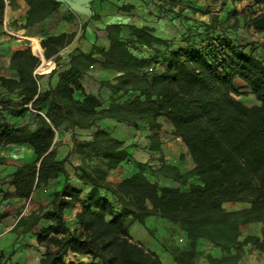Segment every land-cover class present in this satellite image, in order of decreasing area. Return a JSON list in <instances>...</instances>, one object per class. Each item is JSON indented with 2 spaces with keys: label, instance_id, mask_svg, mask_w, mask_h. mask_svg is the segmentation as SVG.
<instances>
[{
  "label": "trees",
  "instance_id": "trees-1",
  "mask_svg": "<svg viewBox=\"0 0 264 264\" xmlns=\"http://www.w3.org/2000/svg\"><path fill=\"white\" fill-rule=\"evenodd\" d=\"M158 1L169 10L177 3ZM254 2L264 6V0ZM5 7L6 0H0V25ZM251 25L264 31V10L253 15ZM188 28L180 39L158 36L150 26L134 27L125 37L120 23H109L105 27L109 49L94 47L103 59L93 52L72 54L69 67L58 72L57 84L45 90L34 74L40 56L30 47L12 53L10 67L19 76H0V84L18 97L0 102V147L28 143L36 158L16 168L10 179L15 189L4 191V198H28L42 181L62 174L68 178L66 159L58 157L55 141L56 129L64 122L81 128L102 118L145 122L154 130L149 148L161 152L159 118L165 116L194 163L182 170L160 156V165L139 164L137 171L112 182L109 171L129 156L125 140L103 128L90 140L74 139L75 150L83 154L76 173L90 188L82 198L81 189L66 181L53 192L50 207L28 224L31 227L41 218L49 221L37 232L38 242L45 247L40 264H165L156 250L135 239L128 228V220L135 219L151 232L145 221L150 215L165 218L186 233V247L163 243L178 264H194L201 237L224 252L221 257L207 254L210 264H236L247 245L264 250V57L247 51L210 21ZM74 36L73 32L45 36L41 40L44 56L52 57ZM145 47L148 53H143ZM93 63L118 71L113 80L102 81L112 93L135 94L122 101L112 96L105 104L86 92L80 78ZM155 63L161 69L150 74L147 68ZM236 77L249 85L259 103L247 105L233 97L242 93L234 83ZM76 90L83 92V98L75 96ZM32 109L37 111L35 127L11 124L2 117L9 110L23 117ZM90 151L103 157L104 166L88 160ZM149 173L176 184H162ZM228 201L249 205L228 209L224 206ZM73 203L81 204L76 213L80 229H70L66 223L65 208ZM255 221L263 223L262 237L248 234L241 240L242 225ZM69 252L92 260L70 259Z\"/></svg>",
  "mask_w": 264,
  "mask_h": 264
},
{
  "label": "crops",
  "instance_id": "crops-1",
  "mask_svg": "<svg viewBox=\"0 0 264 264\" xmlns=\"http://www.w3.org/2000/svg\"><path fill=\"white\" fill-rule=\"evenodd\" d=\"M120 1H123L121 3ZM118 0L116 1V5L112 4V2L108 0L102 1H94V7L96 14L99 15L98 19L95 18L93 23L85 28L81 33H78L74 36V39L61 48L56 54H54L50 58H46L45 56L42 58V63L38 68V76H39V86L41 90L48 89L50 87H54L58 82V72L60 70L66 69L70 65V58L72 54H77L80 51H84L86 53L93 52V55L99 59H103V56L95 50V46H99L104 48L105 50L109 49L110 41L108 38L107 31L105 27L109 23H120L122 27V35L129 36L134 27H143L150 26L153 28V33L166 37L173 38L175 35H167L164 33L163 24L165 19H169V22L173 23L176 26V29L179 30L182 16L179 13L173 12L168 7H160V3L158 0ZM182 3H176L175 5H180L181 8L185 9V12L191 8L189 14L194 15L197 13L198 5H196L197 0H180ZM187 1V2H186ZM193 1V2H192ZM26 0H15L13 1L14 7L19 8L17 16H21L23 12L21 7H25ZM183 2H185V5ZM7 5V4H6ZM171 6V8L175 9L176 6ZM185 7V8H184ZM195 7V8H193ZM199 8V7H198ZM65 13H61L63 17ZM191 20V19H190ZM193 27L194 25H200L204 22L191 20ZM198 23V24H197ZM69 23L62 18L59 25L55 29H51L48 33L49 35L60 34L62 32H70ZM72 27V25H70ZM20 31L27 35L30 31L29 28L20 29ZM40 39L45 37L44 33L39 34ZM32 46H35L38 51H41V44L37 38H32ZM39 46L35 45L38 44ZM13 48L12 52L8 57L4 59V62H0V76L18 78V72L10 67V60L12 53L17 49L26 48L23 43L16 42L12 43ZM0 59L2 57L0 56ZM118 74V71L102 66L99 63H93L90 68L82 74L81 82L84 86V89L88 93H93L98 96L105 104L109 103L112 96L118 98V101H122L128 97L134 95V92H129L126 94H114L110 90L109 87L102 84L103 80L111 79ZM234 83L238 88L242 83L247 84L239 77L234 79ZM249 88V85H246ZM246 89V90H249ZM0 91L8 93L6 88L1 86ZM17 95V93H15ZM11 96V95H10ZM75 96L77 98H83V92L81 90H76ZM162 126L158 132L161 135V152L157 150H151L149 148L150 138L149 135L154 131L150 128L148 124L145 122H129L123 121L116 118H102L97 121L95 125H92L88 128L81 127H71L68 122H64L58 129H56V148L58 151V157L65 158V167L69 173L68 178L66 179L65 175H59L57 178L53 180H44L41 182L40 186L37 187V191H35V197L33 202L30 205V211L35 210L37 212L38 207L40 206L41 200L40 196L42 195V189L44 187L41 186H53L54 189H61L63 184L67 181L71 186L78 187L81 189L80 196L82 198L87 197L88 190L90 186L85 184L76 173V168L78 164L83 159V154L75 150L74 139L77 140H90L93 137V134L98 130V128H103L109 131L113 136H116L120 139L125 140L127 149L129 152V156L122 161L118 167L109 171L108 180L112 182H118L122 180L124 177L131 175L133 172L138 170L139 164L142 163H151L160 165V156L163 157L164 162L170 163L173 165H177L182 170H187L193 167L194 163L187 168L183 169L181 164V153L178 155L172 153V148L174 145L180 148H186L183 141L174 133L173 124L165 117L162 116L159 118ZM171 128V138H167L164 131V125H167ZM36 123L31 125L30 127H35ZM173 141V142H172ZM188 150V149H187ZM36 158V153L33 148L28 143H13L6 146L0 147V187L3 188L4 191H14V185L7 180H10L12 177V173L16 170V168L24 163L30 162ZM3 162V163H2ZM7 164H13L12 168H7ZM125 166H129L130 173L125 171ZM10 174L7 178H4V174ZM8 174V175H9ZM154 180H158L162 184L175 185L176 183L169 178L166 177H157L153 178ZM55 183V184H54ZM1 194V192H0ZM109 199L114 203L116 207L120 204L116 200V197L109 193ZM2 199V200H1ZM0 213L6 212L7 210L16 209L17 206H21V204L25 201V198L18 197H8L3 198L0 197ZM7 204L8 209L5 207ZM224 206L228 209H239L243 206H239L237 201H228L224 203ZM47 207H50L47 206ZM45 207L44 209H46ZM22 208V207H21ZM81 209L80 203H73L68 205L65 208V218L66 223L70 227V229H80L79 221L76 217L77 211ZM147 227L153 229L155 231V235L152 234L142 223L138 220L130 219L128 220V228L131 234L135 239L143 242L147 247L152 248L158 252L160 257L162 258L165 264H178L173 254L163 245V239L159 240L156 235L166 236L165 228L163 223L168 221L165 218L156 215H150L145 218ZM17 219H13L10 214L0 217V224L3 229L6 230L4 235L0 238V255L4 254L6 257H10V260L5 263L0 260V262L4 264H40V258L44 252V248L38 242L37 232L45 225L48 224V220L45 218H41L37 224L28 227L22 228L21 226H16ZM135 225L136 232L134 233L130 229V225ZM176 232L174 233V237H177L181 242H186L187 235L186 233L180 229L177 224ZM262 222H249L241 227V236L240 239H243V232L247 234L259 235L262 237ZM172 233L169 232V235ZM168 236V235H167ZM179 240L175 241L176 245L183 246ZM204 246L207 247V251L204 249ZM198 255L195 259L194 264H210L206 255L210 252L215 257H221L224 255L222 249L218 246H215L212 242L207 240L205 237H201L198 240L197 245ZM68 258L82 260L85 262L91 261L92 258L86 254H78L75 252H69ZM101 264V263H98ZM236 264H264V250L254 247L252 245H247L245 247V254Z\"/></svg>",
  "mask_w": 264,
  "mask_h": 264
},
{
  "label": "rangeland",
  "instance_id": "rangeland-1",
  "mask_svg": "<svg viewBox=\"0 0 264 264\" xmlns=\"http://www.w3.org/2000/svg\"><path fill=\"white\" fill-rule=\"evenodd\" d=\"M25 7L22 8V15L17 16L16 13H18L19 8H15L13 2H10L9 0H6V7L5 12L3 16V23L0 25V56L2 59H0V62H4V59L10 55L12 52L13 45L12 43L21 42L23 45L27 48L30 47L33 53L40 56L41 61L38 67L35 69L36 71V77L39 82V76H38V68L42 63V58L44 57V49L41 45V52L42 54H39L36 52L32 46V38H37L41 44L40 35L41 33H44L45 36L49 35L48 33L51 31V29H55L62 18H65V20L69 23V29L70 32H73L76 34L81 33L85 27L86 21L81 18L78 14L65 10L63 8H60L59 5L52 0H26ZM102 1V0H97ZM112 2V4L116 5V1L118 0H108ZM120 1V0H119ZM177 3H182L180 0H175ZM189 1V0H188ZM123 3V1H120ZM187 2V1H186ZM193 2V1H192ZM185 4V2H183ZM188 5V4H185ZM196 5H198L197 13L189 14V12L193 9L188 8L185 12V9L180 10L181 6L175 5L176 8L171 10L175 13H180L182 16V22L180 25L179 30L176 29L177 25H174L173 23L169 22V19H165L163 24V30L164 33L167 35H175V38L180 39L181 35L187 31L188 26L193 25L191 20H196L201 22L210 23L214 26V29L217 31H224V33L234 39L236 42L244 45L247 49V51H251L254 55L258 57H264V31H258L255 30L251 25V18L256 12H260L264 10V6L262 4H257L254 2V0H197ZM185 8V7H184ZM189 11V12H188ZM61 13H65L64 16H61ZM96 14V13H95ZM99 16V15H98ZM95 19V16H94ZM98 19V18H97ZM191 19V20H190ZM198 24V23H197ZM72 25V27L70 26ZM23 28H29V32L27 35H24L20 29ZM10 31L15 32V34H10ZM134 52L139 53L137 49L131 48ZM143 50V49H141ZM150 50L145 47L143 50V53H148ZM142 52V51H141ZM161 69L160 63H155L152 67L147 68L148 72L151 74L155 70ZM248 84L242 83L240 86L241 94L240 95H233V97L240 102H243L247 105H254L259 103L256 97L251 93L249 88L246 86ZM249 89V90H246ZM11 95V96H10ZM18 95H15V93H3L0 91V102L3 99L10 98V99H17ZM2 117L8 121L11 124L15 125H26L31 126L34 123H37V111L36 110H30L26 113L23 117H18L13 114L12 110L5 111L2 115ZM164 131L166 133V137L170 139L172 132L171 128L167 125H164ZM171 141V140H170ZM173 142V141H172ZM172 148V153L179 154L181 153L180 160L181 164L183 166V169L189 168L193 161L190 156L189 151L184 147L180 148L176 145ZM88 160L93 165H100L104 166L105 160L100 154L94 153L93 151H90L87 155ZM3 163V162H2ZM157 166V164H153ZM7 168H12L13 164H7ZM76 167V166H75ZM125 171L127 173H130L129 166H125ZM150 171V170H148ZM7 172V174H4V178H7L10 176V174ZM13 174V173H12ZM151 178H159L154 173H149ZM7 182H10V180H7ZM55 184V183H54ZM40 186V185H39ZM183 187L184 185H181ZM44 187L42 189V195L40 196L41 202L40 206L37 209V212L35 210L30 211V205L34 200L35 197V191H37V187L32 192V200L28 202V198H25V201L21 204V206H17L16 209L7 210L6 212L0 213V217H4L8 214L11 215L13 219H17L16 226H21L22 228H27L28 224L36 217L37 215L42 213L43 208L49 206L51 204V200L53 199V192L55 191L54 185L53 186H41ZM0 197H3L4 190L0 187ZM2 200V199H1ZM0 200V202H1ZM239 206H248L249 203L247 202H237ZM5 207L8 209L7 204H5ZM22 207V208H21ZM163 226L165 228V234L166 236H160L156 235L159 240L163 239V243H165L168 246L176 245L175 241L179 240L177 237H174V233L176 232V226H174V223L171 222H164ZM136 226L130 225L131 231L134 233L136 232ZM172 233L169 235V232ZM151 232L155 235V231L151 229ZM248 235V234H247ZM246 233L243 232V239L245 238ZM134 237V236H133ZM180 241V240H179ZM186 247L188 245V242H181ZM44 250L45 247L43 246ZM204 249L207 251V247L204 246ZM207 254H211L208 252ZM199 256V255H197ZM0 260L7 263L8 260H10V257H6L4 254L0 255Z\"/></svg>",
  "mask_w": 264,
  "mask_h": 264
},
{
  "label": "water",
  "instance_id": "water-1",
  "mask_svg": "<svg viewBox=\"0 0 264 264\" xmlns=\"http://www.w3.org/2000/svg\"><path fill=\"white\" fill-rule=\"evenodd\" d=\"M52 1L57 3L60 8L72 11L78 14L81 18H83L86 21L83 30H85L87 26L93 23L94 16L96 13L94 7L95 0H52Z\"/></svg>",
  "mask_w": 264,
  "mask_h": 264
},
{
  "label": "built area",
  "instance_id": "built-area-1",
  "mask_svg": "<svg viewBox=\"0 0 264 264\" xmlns=\"http://www.w3.org/2000/svg\"><path fill=\"white\" fill-rule=\"evenodd\" d=\"M9 32H10V34H15V35H17V34H16L15 32H13V31H10V30H9ZM35 51H36V50H35ZM36 52H38L39 54H42L41 51H36ZM36 71H37V70L34 71V74H36ZM27 200H28V202H30V201L32 200V194L30 195V197H28ZM5 232H6V230L3 229L2 226H1V224H0V238L4 235ZM0 264H4V263L0 262Z\"/></svg>",
  "mask_w": 264,
  "mask_h": 264
}]
</instances>
